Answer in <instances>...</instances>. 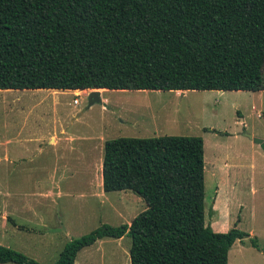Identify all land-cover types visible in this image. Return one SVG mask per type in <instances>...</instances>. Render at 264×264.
<instances>
[{
    "label": "trees",
    "instance_id": "16d2710c",
    "mask_svg": "<svg viewBox=\"0 0 264 264\" xmlns=\"http://www.w3.org/2000/svg\"><path fill=\"white\" fill-rule=\"evenodd\" d=\"M264 0H0V90H264ZM104 192L146 208L67 241L52 264H74L102 238H130V264H228L236 240L205 223L198 135L106 139ZM41 264L0 245V264Z\"/></svg>",
    "mask_w": 264,
    "mask_h": 264
},
{
    "label": "rangeland",
    "instance_id": "374dc122",
    "mask_svg": "<svg viewBox=\"0 0 264 264\" xmlns=\"http://www.w3.org/2000/svg\"><path fill=\"white\" fill-rule=\"evenodd\" d=\"M90 91L0 90V213L30 224L20 232L0 231V245L52 264L70 239L102 223H127L146 208L132 191H97L100 137L198 135L204 143L205 223L216 232L236 225L258 238L259 249L247 238L236 240L228 264H264V152L246 135L264 139V90H107L101 103L87 107ZM50 134L72 141L52 146ZM94 136L98 143L90 140ZM36 140H44L43 149ZM53 185L61 195L41 197ZM129 246L128 236L102 238L82 248L74 264H130Z\"/></svg>",
    "mask_w": 264,
    "mask_h": 264
},
{
    "label": "crops",
    "instance_id": "0c3cea01",
    "mask_svg": "<svg viewBox=\"0 0 264 264\" xmlns=\"http://www.w3.org/2000/svg\"><path fill=\"white\" fill-rule=\"evenodd\" d=\"M46 90H48V91H50L51 89H46ZM66 90H68V91H71L72 89H66ZM89 90H92V89H89ZM52 91H54V90H52ZM73 91V90H72ZM74 92V91H73ZM101 92H103V91H101ZM55 93V92H54ZM59 132H61V131H59ZM56 133V132H55ZM55 133H52V134H55ZM21 136V135H20ZM89 137H87L86 139H88ZM99 139V137L98 138H96V136H94V137H92V138H90V140H96V142L95 143H98L100 140H98ZM100 139L102 140V142H100V149H101V156L103 155V153H102V151H103V144H104V141H103V139L100 137ZM26 140H29V138L27 139V138H20V140L19 141H26ZM44 140H36V141H34V142H36L37 144V146H35V147H38L39 148V150H41V149H43L40 145H41V142H43ZM48 143L50 144V145H52V146H55L57 143H58V141L59 142H61V141H68V142H70V141H72V137H70L69 135H67V134H65L64 135V137H63V140H61V138H57V137H55L54 135H49L48 136ZM8 142H9V139L8 138H5V140H4V143H5V145H7L8 144ZM4 156H5V158H7V161H9V159H8V156H9V154L6 152V153H4ZM16 156V155H15ZM19 156H22V155H19ZM19 156H17V157H19ZM81 157H82V155L80 154L79 155V158L77 159V166H79V164H81ZM93 160L90 162V164H89V168H92L93 169ZM100 168H101V174H100V177H99V184H95V187L97 188V191H99V194L102 196L103 195V188H102V159H101V162H100ZM57 170V169H56ZM51 188H53V190H47V192H45L44 193V196H41V197H44V198H47V199H53V200H55V199H57L58 198V196L59 195H61V190L58 188H56L55 187V185H53V187H51ZM56 190V191H55ZM82 197V196H81ZM7 202V200H4L3 202H1V204H5ZM9 219H10V222H11V224H9L8 223V221H9ZM37 220V223H36V221L34 220L33 222H32V225L34 224V223H36V224H38L39 226L41 225H44L45 224V222H44V220L42 219V220H39L38 218H36ZM24 220V218H19V217H15V216H12L11 218H9V216H8V214H7V212L5 211V210H1V213H0V231H7V230H9V231H18V232H20L21 231V228L22 227H30V224H28V223H26V221H23ZM23 221V222H22ZM28 221V220H27ZM130 221H128L127 223H129ZM24 223H26L27 225H25ZM31 225V227H34V226H32ZM39 228V227H38ZM41 229H43V228H41ZM40 235L42 236V233H40L39 234V237H40ZM46 235V234H45ZM45 235H43V237L45 236ZM41 238V237H40ZM123 237H121V238H117V240H120V239H122ZM91 246V245H90ZM79 253H80V251H79ZM77 255H78V253H77ZM77 255H76V257H77ZM76 259V258H75ZM75 263V262H74Z\"/></svg>",
    "mask_w": 264,
    "mask_h": 264
},
{
    "label": "water",
    "instance_id": "95a60500",
    "mask_svg": "<svg viewBox=\"0 0 264 264\" xmlns=\"http://www.w3.org/2000/svg\"><path fill=\"white\" fill-rule=\"evenodd\" d=\"M94 103H101L100 92L98 89H92L89 92L87 107L91 106ZM246 135L252 138L255 143L259 144L264 152V139L263 138L252 137L250 134H246Z\"/></svg>",
    "mask_w": 264,
    "mask_h": 264
},
{
    "label": "bare ground",
    "instance_id": "6f19581e",
    "mask_svg": "<svg viewBox=\"0 0 264 264\" xmlns=\"http://www.w3.org/2000/svg\"><path fill=\"white\" fill-rule=\"evenodd\" d=\"M98 90H99V89H98ZM83 91H84V90H83ZM99 91H100V90H99ZM75 92L79 94L81 91H75ZM100 93H101V91H100Z\"/></svg>",
    "mask_w": 264,
    "mask_h": 264
},
{
    "label": "built area",
    "instance_id": "2783aa9c",
    "mask_svg": "<svg viewBox=\"0 0 264 264\" xmlns=\"http://www.w3.org/2000/svg\"><path fill=\"white\" fill-rule=\"evenodd\" d=\"M73 102H74V103H77V99H74Z\"/></svg>",
    "mask_w": 264,
    "mask_h": 264
}]
</instances>
